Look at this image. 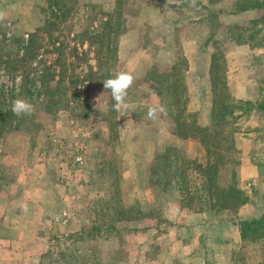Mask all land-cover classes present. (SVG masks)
Listing matches in <instances>:
<instances>
[{
    "label": "rangeland",
    "instance_id": "rangeland-1",
    "mask_svg": "<svg viewBox=\"0 0 264 264\" xmlns=\"http://www.w3.org/2000/svg\"><path fill=\"white\" fill-rule=\"evenodd\" d=\"M50 2L40 7L38 26L46 18L57 26L48 37H38V54L48 63L62 53L65 73L71 69L77 77L78 97L68 100L62 73L44 78L55 86L49 113L36 109L37 68L27 63L12 81L2 68L4 55L15 52L35 28L17 32L0 21V188L12 181V167L21 162L46 170L41 190H48L30 200L34 217L20 226L30 225L27 262L21 264H238L241 256L246 264H258L262 241L242 246L238 224L264 211V0H210L202 18L177 29L169 64L154 60L158 29L140 27L138 43L118 44L133 26L137 1L116 0L106 14L100 2L64 0L61 18L49 16ZM242 6L251 10L248 15L234 23L222 20ZM183 37L196 40L197 57H185ZM119 72L134 76L122 117L103 83ZM221 84L223 100L214 98ZM17 98L34 106L31 115L5 114ZM214 100L231 110L221 129L231 135L220 136L232 140L230 156L236 161L226 163V173L217 179L229 181L234 168L247 199L235 210L218 212L207 205L205 177L194 167L213 159L199 137L219 131L212 124ZM160 105L167 115L149 119V107ZM191 122L206 131L190 130ZM182 132L186 138L177 136ZM14 205L17 210L25 202ZM240 209H246L244 217L238 216ZM179 210L190 214L178 220Z\"/></svg>",
    "mask_w": 264,
    "mask_h": 264
},
{
    "label": "crops",
    "instance_id": "crops-1",
    "mask_svg": "<svg viewBox=\"0 0 264 264\" xmlns=\"http://www.w3.org/2000/svg\"><path fill=\"white\" fill-rule=\"evenodd\" d=\"M88 1L80 0L81 3ZM90 1L100 2L99 4L102 10L106 14H110L115 8L116 0ZM135 1H137V13L133 21V26L126 29L119 36L118 44L123 47L128 41L138 43L141 36L139 31L140 27L158 29L159 34L154 37L158 49L156 50L154 60H161L169 64L175 57L174 43L177 37L180 36L177 29L190 25L196 18H202L204 16L202 12L208 10L210 0H197L196 7L180 4L181 1L189 2V0ZM44 3L45 0H0V13H3V19L0 21H8L11 23L12 29L17 32L34 29L40 23L38 14L40 7ZM194 9L198 10V12H194ZM249 11L251 10L247 8L239 11L235 9V12L224 14L222 20L227 23L238 22V18L245 17L249 14ZM180 41L186 49L187 53H184L186 58L192 59L198 56L196 40L193 37H183ZM201 63H205V60H201ZM19 164V166L12 167V174L14 176L12 181L0 188V264H21V262H27V256L24 257L23 251L27 249L24 243L29 241L28 235L30 232L26 230H30V225L26 229L20 226L29 217H34V214L30 212V200L34 201L37 196L48 191L41 190L47 181L43 179L45 169H42L39 164L34 165L32 169H30V163L21 164L19 162ZM13 191L17 193L12 197L11 193ZM17 201L25 202L27 211H24V206L16 210L14 203ZM243 211L240 209L237 213L238 216L244 217L242 214ZM188 213L190 214L187 210H179L178 220L182 219ZM38 214L35 215L37 216ZM14 217L18 219H14ZM11 260H15L16 262H12Z\"/></svg>",
    "mask_w": 264,
    "mask_h": 264
},
{
    "label": "trees",
    "instance_id": "trees-1",
    "mask_svg": "<svg viewBox=\"0 0 264 264\" xmlns=\"http://www.w3.org/2000/svg\"><path fill=\"white\" fill-rule=\"evenodd\" d=\"M49 1H51L50 4L53 7V9L48 12L49 16L52 18H61L63 14L61 13L60 6L64 4V0H49ZM66 1L67 0H65V2ZM243 9H246V7L242 6L236 10L239 11ZM49 21L50 20H48L47 18L43 19L42 25L36 27L34 29V32H30L26 34L25 38L20 41L19 48L13 53L5 54L4 55L5 59L2 60L3 72L10 73L9 75L10 81H12L13 80L12 77H15L16 75L18 77H21V73L19 74L18 71H16V69L18 70L24 65H27V63L28 66H30L32 69L37 68V71H40L38 75L36 74V78L38 77L40 78V81L39 79L38 81H36L39 84V88L34 90H36L37 95L39 96L40 94L41 97L40 100L37 101L36 109L44 113H49L50 111L49 105L52 106L55 103V101L53 100V91L55 90V86L49 85V82L52 79L47 81L46 84L43 81L44 78L49 79L52 77L59 76V74L62 73V75L65 77L64 80V83L66 84L65 86H67V89H64L65 87H63L64 94L67 96L68 100L70 98H72L73 100L76 99V97H78V95L75 93V88L78 85L77 77L75 76V74L71 69L69 70L70 72L65 73V67H66L65 58L63 57L62 53L56 52L55 45L53 46L52 52L53 53L56 52L55 53L56 56L52 57L51 61H49L48 63H46L47 61L41 58L42 55L38 54V49H42V46H39V43L37 42L38 37L44 35L48 37L47 31H51L52 28H56L57 26L56 25L57 23L49 22ZM106 22L107 21H105L104 23L106 24ZM50 40L55 41V43L57 42L56 39L54 38H51ZM71 51L77 54L75 47H71ZM218 53L221 54L220 52ZM45 63L47 65H44ZM42 65H44V67H42ZM54 67H56V70L54 69ZM48 69H51V72ZM214 69L215 66H213V60H212V62L209 65V74L212 75ZM5 75L7 76L8 74L6 73ZM54 84L55 85L59 84L58 80L54 81ZM30 85L31 87H35V82L32 81ZM225 93H226L225 86L221 84V88L217 91V93L216 92L214 93V98L220 96L221 100H223ZM213 103L214 106L212 107V112H211L212 124L214 121V128L215 127L218 128L219 131L217 132L213 131L212 134L209 135L204 134L202 135V137H199V140L204 144V146H206V152L208 154H211L213 159L212 161L207 162L205 165L195 163L194 167L196 166L198 172H200L205 177L203 190L206 193L205 201L207 205L212 209L217 210V212L221 210H235L236 208H238V206L243 205L247 201L246 195H244L243 191L237 185V182L235 180V169L231 168L229 181L224 182V181H219V179H217L221 177V175H223L224 172L226 173V168H225L226 163H230V162L236 163L235 157L230 156L233 147L231 149L229 147V143L232 142V140L230 142L227 141L228 135L231 134L230 132L227 133L226 131L225 132L222 131L223 130L222 128L228 124L227 119H225L224 117V113L226 112L228 113V115L231 116V110H228L226 108L227 107L226 104H224L222 101L214 100ZM261 106L264 107V104H261ZM5 114L6 115L11 114V110H7ZM182 123L183 122H180V125L184 126ZM188 126L190 130H198L202 132L206 131L205 128L198 127L193 122H191V124ZM181 129L183 128L181 127ZM223 133H227L228 135L220 136ZM177 136L178 137L180 136V138L187 137V135L183 132ZM210 138L212 139L210 140ZM217 138H219V140H217ZM186 207H188V205ZM238 232H239V238L242 242V246L247 244L248 242H254L258 238L261 239L262 241L261 258L258 264H264V211H262L259 217H255L251 219H242L238 224ZM89 233L90 230L88 231L87 234L89 235ZM239 259L240 261L238 264H246L245 261H243V256L239 257Z\"/></svg>",
    "mask_w": 264,
    "mask_h": 264
},
{
    "label": "clouds",
    "instance_id": "clouds-1",
    "mask_svg": "<svg viewBox=\"0 0 264 264\" xmlns=\"http://www.w3.org/2000/svg\"><path fill=\"white\" fill-rule=\"evenodd\" d=\"M190 6L196 7L197 0H189ZM3 19V13H0V20ZM134 81V76L131 73L119 72L114 74L112 78H108L104 83V88L111 91L112 99L115 103L112 109L119 113L120 117L126 116L128 113V104L126 102L127 90L131 87ZM11 111L16 116L31 115L34 111V106L25 99L17 98L12 101ZM167 115L165 106L149 107L147 116L149 119H157L159 115ZM24 211H27V206H24Z\"/></svg>",
    "mask_w": 264,
    "mask_h": 264
},
{
    "label": "built area",
    "instance_id": "built-area-1",
    "mask_svg": "<svg viewBox=\"0 0 264 264\" xmlns=\"http://www.w3.org/2000/svg\"><path fill=\"white\" fill-rule=\"evenodd\" d=\"M79 157H77V159H78Z\"/></svg>",
    "mask_w": 264,
    "mask_h": 264
}]
</instances>
